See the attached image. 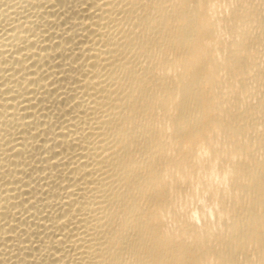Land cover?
<instances>
[{"label": "bare ground", "instance_id": "1", "mask_svg": "<svg viewBox=\"0 0 264 264\" xmlns=\"http://www.w3.org/2000/svg\"><path fill=\"white\" fill-rule=\"evenodd\" d=\"M0 264H264V0H0Z\"/></svg>", "mask_w": 264, "mask_h": 264}]
</instances>
